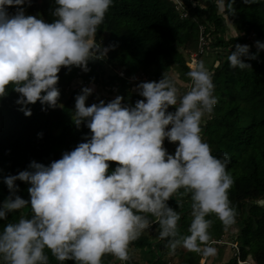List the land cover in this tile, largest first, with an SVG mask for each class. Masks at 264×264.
I'll return each instance as SVG.
<instances>
[{
	"label": "clouds",
	"instance_id": "obj_1",
	"mask_svg": "<svg viewBox=\"0 0 264 264\" xmlns=\"http://www.w3.org/2000/svg\"><path fill=\"white\" fill-rule=\"evenodd\" d=\"M114 2L54 0V19L49 22L39 13L26 14L31 0H0V98L11 86L26 116L32 112L28 105L37 101L42 110L62 107L57 86L61 68L88 72L89 61L106 58L115 47L96 39ZM215 3L220 11L235 13L233 0ZM9 6H15L14 11ZM254 44L255 53L246 43L229 49L230 66L251 67L242 57L255 59L264 49V42ZM189 68L185 91L174 75L163 73L158 81L135 85L143 99L134 104L116 95L86 105L94 88H81L72 121L77 128L83 122L90 129L85 139L59 159L48 164L32 160L27 169L3 177L9 193L0 203V220L25 207L30 214L21 212L0 229V264H49L48 251L60 264H103L102 257L109 253L126 261L131 242L153 224L172 250L181 245L215 254L209 214L215 213L226 226L235 223L237 211L228 194L234 180L227 170L229 155H213L201 134L218 102L214 73L203 60ZM165 138L178 142L174 153L164 146ZM109 161L118 162L111 171ZM17 180L30 185L28 199L18 194ZM177 193H190L191 199L189 234L182 237L181 213L168 204Z\"/></svg>",
	"mask_w": 264,
	"mask_h": 264
},
{
	"label": "trees",
	"instance_id": "obj_2",
	"mask_svg": "<svg viewBox=\"0 0 264 264\" xmlns=\"http://www.w3.org/2000/svg\"><path fill=\"white\" fill-rule=\"evenodd\" d=\"M179 1L115 0L96 33V39L102 40L103 46L113 44L115 47L108 51L106 58L89 61L88 72L76 66L70 71L61 68L57 86L63 107L42 110L37 101L28 105L32 112L26 116L15 103L19 94L9 86L8 95L0 98V203L9 193L4 176L27 169L32 160L48 164L59 159L64 151H70L84 140V134L90 133L83 122L77 128L72 121L75 96L81 91L69 89L73 80L80 77L84 83L121 95L125 102L133 104L143 99L133 90L135 80L158 81L163 73L172 72L180 82L189 84L187 64L191 53L198 50L203 28L206 45L201 56H213V63L207 68L214 73L218 102L211 118H205L201 134L213 155H229L227 170L234 183L228 194L237 211L235 224L239 225L237 234L226 236L229 226L215 213H210L212 245L220 241L227 245L230 241L224 238L232 239L239 245L242 264H252L250 260L253 264H264V203L261 204L264 202V49L259 50L255 59L242 57L251 65L248 68L231 67L227 60L229 49L234 50L236 43L248 44L249 52L255 53L257 48L253 41L264 42V0L251 4L233 0L235 13L232 15L220 11L215 0ZM54 7V0H31L25 12L39 13L51 22ZM14 9L15 6H9L10 12ZM226 20L232 21L239 35L226 37ZM176 82L181 92L187 89ZM168 110L174 111L175 106H169ZM176 143L167 140L169 153H174ZM117 163L109 161V171ZM16 183L18 194L28 199L30 185L21 180ZM168 204L181 213L179 235L189 234L190 193H177ZM21 212L30 214V209L25 207L8 213L7 221L0 220V229L17 219ZM166 239L159 238L156 224L151 225L139 239L131 242L128 264H140L144 254L151 255V259L146 260L148 264H200L203 252L181 245L172 250L166 247ZM48 255L49 264H60L50 251ZM234 255L228 264H239L236 252ZM102 259L103 264H117L119 260L110 253ZM63 264H75V261L67 260Z\"/></svg>",
	"mask_w": 264,
	"mask_h": 264
},
{
	"label": "rangeland",
	"instance_id": "obj_3",
	"mask_svg": "<svg viewBox=\"0 0 264 264\" xmlns=\"http://www.w3.org/2000/svg\"><path fill=\"white\" fill-rule=\"evenodd\" d=\"M175 1L177 2V0H175ZM210 1H213V0H210ZM226 26H227V30H226V37L227 38H230L231 36L237 35V31H236L235 27L233 26L232 21L226 20ZM201 60L204 61L206 67H209V65H211L213 63L214 59H213L212 54H206L203 57L201 56ZM169 74L174 75L176 80L178 81V83L181 86H183V87L188 86V84H184V83L180 82L178 80L176 74H174L172 72H169ZM80 75H81V73H80ZM141 81L135 80L134 84L136 85ZM143 81H144V78H143ZM84 86H89V87L94 88L93 92L89 95L88 99L86 100V105H89L93 101H99L101 99L104 101H109V100L115 98V96L117 95L116 93H111L108 90H103L102 88H100L94 84L84 83L83 79L80 77L73 80L69 89L70 90H72L73 88L81 89ZM67 90H68V88H67ZM70 90H68V92H70ZM133 90L135 92H137L135 86H133ZM61 105L63 107V104H61ZM171 150H172V148H170V151ZM263 203L264 202L262 201L261 204H263ZM226 231H227L226 236L237 234V231H239V225L234 223L233 225H230ZM224 239L229 240L230 242L227 245H225L222 242H218V244H214L213 246L216 248V252L214 255H204L203 253H201L200 264H228L230 262V260L232 258H234V256H235L234 252H236L234 247H238L239 245L237 244L236 241H232V239H227L226 237ZM249 262L253 264L252 260H250Z\"/></svg>",
	"mask_w": 264,
	"mask_h": 264
},
{
	"label": "built area",
	"instance_id": "obj_4",
	"mask_svg": "<svg viewBox=\"0 0 264 264\" xmlns=\"http://www.w3.org/2000/svg\"><path fill=\"white\" fill-rule=\"evenodd\" d=\"M177 2L180 3L179 0ZM205 45H206V39H205V36H204V29L201 28V30H200V38H199L198 50L191 53V55L189 57V61H188L189 64H187L188 66L191 65L193 63V61L200 60V56L204 53V47H205ZM119 74L121 76L123 75L121 72H119ZM144 80L146 81V79H144ZM166 142H167V139L165 138V140H164V146L165 147H166ZM234 249L236 251L238 263L239 264H242L243 262L239 259V250H238V247H234ZM117 264H128V260H126V261H120V260H118V263ZM171 264H175V263H171Z\"/></svg>",
	"mask_w": 264,
	"mask_h": 264
},
{
	"label": "crops",
	"instance_id": "obj_5",
	"mask_svg": "<svg viewBox=\"0 0 264 264\" xmlns=\"http://www.w3.org/2000/svg\"><path fill=\"white\" fill-rule=\"evenodd\" d=\"M149 260V259H151V255H149V254H144V257H142V258H140V260H141V263L140 264H148V263H146V260Z\"/></svg>",
	"mask_w": 264,
	"mask_h": 264
}]
</instances>
